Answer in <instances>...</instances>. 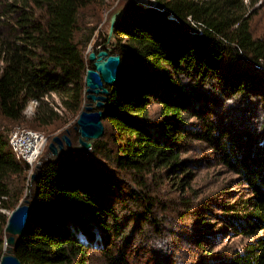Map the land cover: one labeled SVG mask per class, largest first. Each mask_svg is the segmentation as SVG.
<instances>
[{"label": "trees", "instance_id": "16d2710c", "mask_svg": "<svg viewBox=\"0 0 264 264\" xmlns=\"http://www.w3.org/2000/svg\"><path fill=\"white\" fill-rule=\"evenodd\" d=\"M104 1L0 0L1 120L53 132L80 114L92 64L75 41L77 23L82 10ZM152 1L132 4L114 27L108 53L120 56L121 74L106 87L103 136L89 154L38 166L33 211L12 249L22 264H83L93 243L105 264H264V237L221 259L208 250L210 230L196 239L166 230L148 188L162 173L188 189L193 164L181 156L205 147L250 193L214 204L220 223L234 236L264 232V39L253 37L247 10L258 0ZM229 101L244 107L224 112ZM5 132L0 124V258L30 169L16 160ZM78 137L75 130L72 146ZM123 175L138 187L120 204L128 219L113 206ZM124 221L135 222L134 230Z\"/></svg>", "mask_w": 264, "mask_h": 264}, {"label": "rangeland", "instance_id": "374dc122", "mask_svg": "<svg viewBox=\"0 0 264 264\" xmlns=\"http://www.w3.org/2000/svg\"><path fill=\"white\" fill-rule=\"evenodd\" d=\"M129 1L130 0H105L103 7L91 6L81 11L77 23L75 41L86 62H89L87 57L91 51H111V48L115 45V39L113 35V38L107 43L109 19L117 12H124ZM247 2V0L244 1L246 4ZM132 4L142 7L154 6L152 0H133L131 5ZM247 10L252 14L250 25L253 37L264 39V0H258L252 8H248ZM123 17L124 16L119 18V22ZM229 107L240 112V108L244 106L229 101L225 104L223 111L227 112ZM34 110L35 106H31L30 103L24 110V117L27 122L31 121ZM152 113L155 116L157 115V106L152 108ZM77 118L78 116L69 119L65 126L53 132L33 129L27 124H10L0 119V124L5 126L6 136H8L14 128L22 127L39 131L43 133L47 139L38 162L30 167L27 173L25 188L20 202L30 200L33 182L31 176L37 172L38 166L45 160H58V157L52 155L48 149L52 139L66 136L73 142V132H75L74 128ZM72 148H77L78 153L84 152L82 148H78V142L76 145H73ZM89 151L90 149L85 151V153L89 154ZM181 159L187 160L190 162V165L193 164L191 169L195 177L191 180L188 189L182 190L177 183V179L171 181V179H166L167 176H164L162 173H158L155 175V178L148 180L149 194L152 198L156 197L159 202L161 215L158 218L163 216V219H166V230H174L178 232V236L190 235L191 238L195 239L197 238V231L207 232V230H210L209 233H207L208 236L211 237V242H207L210 244L208 245V250L212 251L211 256L221 259L227 258L235 252H241L246 246L253 243L258 238L264 237V232H259L253 237L234 236L232 232L229 231L230 229L227 225L220 223V219L217 216L221 214V211L214 208V204L217 206L224 203L229 204L236 199L246 198L250 193L245 185L240 184V179L237 176L217 165L210 150L205 149V147H197L194 151L182 155ZM95 160L101 161L99 158ZM122 177L124 178L122 179L124 182L120 185L119 190L123 191V196L121 199L116 198L113 200V206L117 211H119L120 208H124L120 207V204L131 200L129 194L132 192H130V190H138V187L133 183V178L124 175ZM119 215L122 216L120 218L126 216L128 219V215L124 211H121ZM125 223L129 224V230H134L133 226H135V222L128 221ZM202 223H204V225H201ZM185 236H183V238ZM183 238H180V240L181 243L185 244L182 240ZM91 248L92 250L87 252V258L86 260L84 259L83 264H105L99 254V247L93 243ZM196 258L194 254L191 260ZM184 260L188 263L187 256H185Z\"/></svg>", "mask_w": 264, "mask_h": 264}, {"label": "water", "instance_id": "95a60500", "mask_svg": "<svg viewBox=\"0 0 264 264\" xmlns=\"http://www.w3.org/2000/svg\"><path fill=\"white\" fill-rule=\"evenodd\" d=\"M133 0H130L124 12H117L109 19V29L107 43L113 38L114 27L119 23V18L125 15V12L131 6ZM92 64V69L86 71L84 77V86L87 103L78 115L75 130L78 133V148L88 151L93 141L100 139L104 134L102 125L103 111L107 101L108 90L106 87L116 85L121 74L120 56L110 55L105 50L91 51L87 57ZM52 155L58 157V163L62 166L68 162L69 158L74 159L78 153L77 148H72V143L68 137H55L48 146ZM37 172L31 176L34 181ZM33 211V206L28 200L20 204L9 214L4 228L3 254L0 258V264H22L13 254L15 240L21 238L27 228L29 217Z\"/></svg>", "mask_w": 264, "mask_h": 264}, {"label": "built area", "instance_id": "2783aa9c", "mask_svg": "<svg viewBox=\"0 0 264 264\" xmlns=\"http://www.w3.org/2000/svg\"><path fill=\"white\" fill-rule=\"evenodd\" d=\"M30 105L34 107L36 102L31 101ZM46 141L43 133L22 127L14 128L8 136V143L16 160L24 162L29 167L38 162Z\"/></svg>", "mask_w": 264, "mask_h": 264}, {"label": "bare ground", "instance_id": "6f19581e", "mask_svg": "<svg viewBox=\"0 0 264 264\" xmlns=\"http://www.w3.org/2000/svg\"><path fill=\"white\" fill-rule=\"evenodd\" d=\"M23 163V162H22ZM4 249H7V246L4 244Z\"/></svg>", "mask_w": 264, "mask_h": 264}, {"label": "clouds", "instance_id": "9594fccd", "mask_svg": "<svg viewBox=\"0 0 264 264\" xmlns=\"http://www.w3.org/2000/svg\"><path fill=\"white\" fill-rule=\"evenodd\" d=\"M159 246V245H158Z\"/></svg>", "mask_w": 264, "mask_h": 264}]
</instances>
